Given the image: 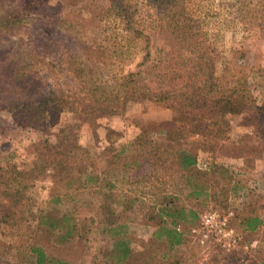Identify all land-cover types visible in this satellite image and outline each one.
I'll list each match as a JSON object with an SVG mask.
<instances>
[{
  "label": "trees",
  "instance_id": "1",
  "mask_svg": "<svg viewBox=\"0 0 264 264\" xmlns=\"http://www.w3.org/2000/svg\"><path fill=\"white\" fill-rule=\"evenodd\" d=\"M52 1L0 0V35L17 33L38 22L40 15L52 31L73 38L74 47L65 60L75 81L73 92L55 83L41 86L39 81H30L31 57L36 60L37 56L30 46L27 61L19 67L0 65V78H4L0 79V114H6L18 129L42 134L29 144L33 153L30 167L24 170L12 162L14 169L19 168L14 184L0 181L3 212H18L20 201L15 196L37 173L48 175L52 185L80 183L81 178L87 180L84 171L90 166L98 172L95 192L100 210L98 233L106 244L103 262L157 264L155 257H159V264H175L167 261L166 250L185 243L188 228L198 221V210L186 206L178 191L186 189L189 199L196 198L207 188L205 180L201 181L205 174L230 178L229 168L215 156L226 146L236 150L212 134L210 125L219 121L226 127L238 118L244 128L242 137L264 149V66L256 64L250 51L258 48L264 53V0H229L222 6L228 13L233 9L230 14L235 23L230 30L240 35L229 45L201 39L210 34L224 36L226 27L208 32L210 11L195 9L189 15L186 0H80V7L89 12V43L76 28L78 15L74 25L71 19L60 22L51 11L42 16L41 11ZM36 41L50 52L55 50L46 38ZM138 103L164 104L170 117L143 122L132 138L117 146L108 136L97 152L94 144L89 149L79 145V123L90 127L93 142L100 118ZM3 134L6 128L0 124V136ZM200 150L211 158L203 169L196 164ZM3 151L0 149V157ZM115 166L122 173L115 179L126 188L115 189ZM22 171L30 176L20 185L17 175L22 176ZM147 190L157 191L154 198H147ZM58 201L54 194L53 204ZM245 202L237 208L235 218L250 231L261 219L254 201ZM73 212L55 206L40 209L35 213L36 227L55 244L71 243L86 232L77 226ZM145 225L152 228L147 240L152 250L135 252L130 233ZM24 245L31 257L29 264H73L48 255L34 241ZM263 261L260 257L256 264Z\"/></svg>",
  "mask_w": 264,
  "mask_h": 264
},
{
  "label": "rangeland",
  "instance_id": "2",
  "mask_svg": "<svg viewBox=\"0 0 264 264\" xmlns=\"http://www.w3.org/2000/svg\"><path fill=\"white\" fill-rule=\"evenodd\" d=\"M228 1L186 0L189 15H192L195 9L203 13L210 11L212 16L207 21V27L205 26L208 32L214 33L216 29L226 27L222 31L224 36L210 34L201 39L205 41L214 39L228 45L239 40L240 35L235 32L231 33L230 30L235 23V21L232 22V14H230L233 9L228 13L222 8ZM79 2L80 0H54L41 13L43 16L45 12L51 11L50 15L58 18L60 22L71 19L72 25L78 15L79 23L76 28L82 31L83 39L89 43V12L81 8ZM81 2L84 3L86 0ZM40 18L42 17L39 15L38 22L25 26L26 28L20 29L17 33L0 35V65L6 66L9 63L13 67H16L15 65L19 67L23 61H27L26 56L29 54L28 47L30 46L37 55L36 60L31 57L33 71L28 74L30 81H39L41 86L48 82L55 83L73 92L75 81L71 78L70 67L65 60L71 53V47H74V43H71L73 38L62 34L59 30V32L52 31V27L48 26L45 21L42 22ZM40 38H46L50 44L55 46V50L50 52V49L36 41ZM250 51L256 64L264 66V53H261L258 48ZM131 59L135 62L136 57ZM0 73L2 74L1 71ZM103 73L105 77V71ZM0 79L4 80L3 77ZM262 80L264 83V74ZM0 116V124L6 128V134L0 136V149L4 148L2 155H6V158L4 155L0 157V172H3L0 174V181L14 184L15 170L18 171L19 168L14 169L12 162L27 170L33 155L29 144L42 137V134L33 129H18L10 122L6 114L2 112ZM169 117L170 109L164 104L138 103L100 118L95 128L96 137L93 142L90 127L85 123H79L78 143L88 149L94 144L97 152L106 144V136L113 139L114 146H117L124 139L132 138L143 122L158 121ZM61 118L64 120L67 115ZM237 121L238 118H233L226 127L216 121L209 127V131L221 138L224 145L232 144L235 148L233 150L241 151V155L226 146L220 153H216L215 158L216 161L229 168L230 178H227L225 174L215 176L205 174L201 181L205 180L207 188L196 198L189 199L185 195L186 189L181 188L178 191V197L185 202L186 206L198 210V221L196 225L188 228L185 243L166 250L168 262L175 264H256L260 257L264 258V149L251 143L247 137H242L244 128ZM117 133L123 138L116 136ZM210 160V156L205 151L200 150L197 153L196 164L199 168H206ZM84 172V178L90 176V179L87 177L85 180L80 177V183L71 181L57 185H52L49 176L44 172L37 173L33 180L27 182L26 187L19 190V196H15L21 205L17 209L18 212L5 213L3 212L5 207L0 205V264H29L31 257L25 250L24 242L33 241L44 246L48 255L60 257L73 264H107L101 257L102 249L106 244L97 228V221L100 217L98 195L95 192L98 172L90 166H86ZM113 172L115 173L113 177L115 189L126 188L120 186L115 179L119 177L117 174H122L120 167H113ZM29 176L30 173L26 171H22V176L17 175L20 185ZM156 192V190L151 192L147 190V198H154L152 196ZM54 194L58 195L59 201L53 204ZM250 200L255 203L261 223L253 230L247 231L239 225V219L235 218V213L240 204ZM51 206L63 211L74 210L77 226L81 231L86 230L83 238L75 239L67 244H55L48 239L49 236L36 227L35 213ZM151 230L152 228L148 225L134 228L133 233H130L133 251L139 252L147 248L152 250V245L147 242ZM160 252L161 247L159 246L156 254L159 255ZM155 262L159 264L160 258L155 257Z\"/></svg>",
  "mask_w": 264,
  "mask_h": 264
}]
</instances>
